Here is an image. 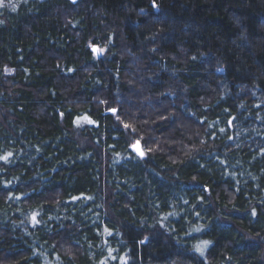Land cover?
<instances>
[{
  "label": "trees",
  "instance_id": "1",
  "mask_svg": "<svg viewBox=\"0 0 264 264\" xmlns=\"http://www.w3.org/2000/svg\"><path fill=\"white\" fill-rule=\"evenodd\" d=\"M0 21V264H264V0Z\"/></svg>",
  "mask_w": 264,
  "mask_h": 264
},
{
  "label": "snow or ice",
  "instance_id": "2",
  "mask_svg": "<svg viewBox=\"0 0 264 264\" xmlns=\"http://www.w3.org/2000/svg\"><path fill=\"white\" fill-rule=\"evenodd\" d=\"M74 2H75V0H74ZM0 4H2V0H0ZM153 7H157V5H155V3H154V4H153ZM15 10H16L15 5H12V11H15ZM0 23H2V21H0ZM93 51L95 52L96 49L93 48ZM100 51H103V50H100ZM111 111L115 112L116 110H115V109H112ZM127 127H128V126L125 125V128H127ZM139 143H140V142L137 141V143H136V144H133L132 147H133L134 149H136V150L139 152V155H140L141 157H143V156L145 155V153H144L143 151H139V148H138ZM205 243H207V242H205Z\"/></svg>",
  "mask_w": 264,
  "mask_h": 264
},
{
  "label": "rangeland",
  "instance_id": "3",
  "mask_svg": "<svg viewBox=\"0 0 264 264\" xmlns=\"http://www.w3.org/2000/svg\"><path fill=\"white\" fill-rule=\"evenodd\" d=\"M97 52H98V50H97ZM137 141L138 140H136V139H134V143L133 144H136L137 143ZM138 148H139V151H143V148H142V146L139 144L138 145ZM136 150V149H135ZM136 152L139 154V152L136 150ZM144 152V151H143Z\"/></svg>",
  "mask_w": 264,
  "mask_h": 264
},
{
  "label": "water",
  "instance_id": "4",
  "mask_svg": "<svg viewBox=\"0 0 264 264\" xmlns=\"http://www.w3.org/2000/svg\"><path fill=\"white\" fill-rule=\"evenodd\" d=\"M93 48H95V49H96V51H95L94 53H96V54H97V46H93V47H92V50H93ZM110 112H113V111H110Z\"/></svg>",
  "mask_w": 264,
  "mask_h": 264
}]
</instances>
